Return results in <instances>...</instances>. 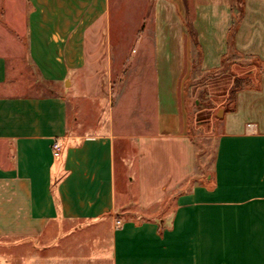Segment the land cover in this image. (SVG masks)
<instances>
[{
	"label": "crops",
	"instance_id": "obj_1",
	"mask_svg": "<svg viewBox=\"0 0 264 264\" xmlns=\"http://www.w3.org/2000/svg\"><path fill=\"white\" fill-rule=\"evenodd\" d=\"M12 244L0 264H264V0H0Z\"/></svg>",
	"mask_w": 264,
	"mask_h": 264
},
{
	"label": "rangeland",
	"instance_id": "obj_2",
	"mask_svg": "<svg viewBox=\"0 0 264 264\" xmlns=\"http://www.w3.org/2000/svg\"><path fill=\"white\" fill-rule=\"evenodd\" d=\"M27 69V68H26ZM28 70V69H27ZM232 79V74H222L221 75V79H219V82L213 86H215V88H212V84L211 83H207L204 79L203 81L202 80H199L200 82V86L202 85H208L210 86L211 88H203V87H200L199 89V92H198V96L196 97L197 101L196 102H205L207 100V96L208 94H210L211 92H215V93H226L227 91V86L229 85V80ZM43 91V90H42ZM196 92V89L193 90V96H192V99L195 98L194 94ZM195 99V100H196ZM197 103V104H198ZM192 107L195 109V105H194V101L192 100ZM205 105H200L198 106L197 109H200L202 110L204 108ZM212 108L215 107V109L213 110H203L201 112H199V116H197V123L200 124V126L197 128V130H195V132L199 133V137H198V144H199V147L200 149L204 150V162L207 163L208 161H210V154L212 152V148H213V143H214V134H216L219 129H220V124H219V120L221 118V114H222V110L221 109H217L218 106H214V105H211ZM218 110V111H217ZM194 117V116H193ZM195 120V121H196ZM194 121V122H195ZM193 122V123H194ZM207 131H208V134H210L208 137L207 135ZM18 250H15L14 249V245H8L6 247H1L0 246V252L4 255H7V256H11L13 258V256H15V253L17 252ZM25 251H28V250H23V252L25 253Z\"/></svg>",
	"mask_w": 264,
	"mask_h": 264
},
{
	"label": "built area",
	"instance_id": "obj_3",
	"mask_svg": "<svg viewBox=\"0 0 264 264\" xmlns=\"http://www.w3.org/2000/svg\"><path fill=\"white\" fill-rule=\"evenodd\" d=\"M248 125H250V124H248ZM52 150H53V154L55 156L60 155L61 150H62V144H61L60 140H57L56 139V140L53 141V143H52Z\"/></svg>",
	"mask_w": 264,
	"mask_h": 264
}]
</instances>
